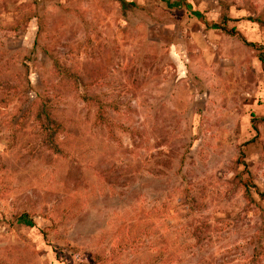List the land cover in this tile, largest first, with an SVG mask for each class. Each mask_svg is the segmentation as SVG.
<instances>
[{
	"label": "rangeland",
	"instance_id": "rangeland-1",
	"mask_svg": "<svg viewBox=\"0 0 264 264\" xmlns=\"http://www.w3.org/2000/svg\"><path fill=\"white\" fill-rule=\"evenodd\" d=\"M0 264H264V0H0Z\"/></svg>",
	"mask_w": 264,
	"mask_h": 264
},
{
	"label": "trees",
	"instance_id": "trees-1",
	"mask_svg": "<svg viewBox=\"0 0 264 264\" xmlns=\"http://www.w3.org/2000/svg\"><path fill=\"white\" fill-rule=\"evenodd\" d=\"M175 4L180 6V5L184 4V3H182V2H181V3H180V2H177V3H175ZM186 7H187V8H190V5H189V4H186ZM199 16H200V15H199ZM50 136H51V134H50ZM51 138H52V136H51Z\"/></svg>",
	"mask_w": 264,
	"mask_h": 264
}]
</instances>
